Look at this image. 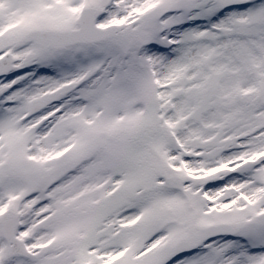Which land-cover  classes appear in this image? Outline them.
<instances>
[{
  "label": "snow or ice",
  "instance_id": "obj_1",
  "mask_svg": "<svg viewBox=\"0 0 264 264\" xmlns=\"http://www.w3.org/2000/svg\"><path fill=\"white\" fill-rule=\"evenodd\" d=\"M0 264H264V0H0Z\"/></svg>",
  "mask_w": 264,
  "mask_h": 264
}]
</instances>
